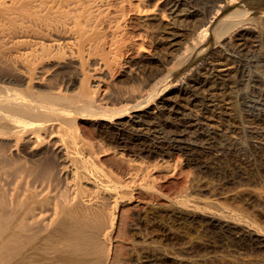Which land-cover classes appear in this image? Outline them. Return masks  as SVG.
I'll use <instances>...</instances> for the list:
<instances>
[{"label": "rangeland", "instance_id": "rangeland-1", "mask_svg": "<svg viewBox=\"0 0 264 264\" xmlns=\"http://www.w3.org/2000/svg\"><path fill=\"white\" fill-rule=\"evenodd\" d=\"M59 1L41 13L52 20L68 11L74 37L50 36L60 47L33 80L14 74L23 65L11 62L38 45L36 27L9 22L23 32L0 43L8 56L0 67L9 63L0 69V95L33 105H12L17 118L0 126V197L52 201L43 235L68 214H56L61 197L74 205V224L94 211L77 223L80 231L72 225L70 239L62 236L69 246L47 240L49 253L43 242L38 252L54 261L63 244L76 252L68 264H80L82 248L88 264H264V85L254 82L264 81V0H81L75 9ZM233 19L241 24L232 33H214L217 22ZM235 70L240 115L230 108ZM218 76L224 90L213 84ZM249 107L255 115H245ZM82 229L91 242L77 238ZM16 254L8 262L36 260Z\"/></svg>", "mask_w": 264, "mask_h": 264}, {"label": "bare ground", "instance_id": "bare-ground-1", "mask_svg": "<svg viewBox=\"0 0 264 264\" xmlns=\"http://www.w3.org/2000/svg\"><path fill=\"white\" fill-rule=\"evenodd\" d=\"M61 2H62V0H61ZM81 2H82L81 0H75V1L70 0V2H69V0H67V3H66V0H65L63 3H66L68 5V7H71L73 9H75V8L80 6ZM57 3L60 4V1L59 0H0V43H1V41L3 39L8 38V36L11 34V32H13V33L23 32V31H18L17 30L18 26L17 27L12 26V29H9L6 26V24H8L9 22L10 23H14L16 21H20L21 23L25 22V23H29L30 25H33L34 27H36L34 29H37V31L35 32V34H36L35 37L38 38V45H36V47L33 48V49H31V47H29V46H26L25 47V52H24L25 55L23 57H15V59L12 60L11 63H14V61L17 62V63L20 62L19 65L22 63L23 68H24V63L26 64L25 69H23V68H22V70H21V68H20V70L15 69V71H14L15 73L14 74H19V75L23 76L24 78H29V80H33L34 79V74L36 73L37 70H39V69L42 70V71L43 70H47L48 66L45 65V62H48L51 59L50 57L52 56V53L50 52V50L55 48V47L56 48L60 47V44L56 41V39L55 38H50V36L52 34H55V33L58 35V32H60V33L63 34V36L67 35L69 37H74V35L72 34L73 32L67 26V24L71 23V20L74 21L75 18L70 16V15H68V13H69L68 11H63L65 17L63 15L62 16L64 17V21L66 20L65 22L64 21H62V22L60 21V19H62V16L59 17L60 19L58 17H55V18H53L51 20L49 18H46L44 16V13H41V12H45V13L50 12L52 9H54V7L56 5H58ZM63 3L61 5H65ZM240 11H242V13L245 14V15H248L250 13L249 9L247 8V9H237L234 12H232V14L235 15L236 13H238ZM232 14L230 13V15H232ZM248 18H250V17H248ZM222 19H221V21H222ZM221 21L217 22V24L215 25L216 26L215 27L216 31H214V33L215 32L218 33L216 35H219V36L220 35L222 36V35H224V33H227V32H229V33L231 32L232 33V30H234V28H236L237 25H239L238 23H240L239 20H238V22H236V19H233L232 22L230 21V22H228L226 24H224V22H221ZM225 21H226V19H225ZM228 21H229V19H228ZM243 23H247V22L245 21ZM212 25H213V23L211 22V20L210 21L208 20L205 24L203 22L201 27L199 26L200 27L199 28L200 29L199 36L201 38H206ZM19 28H21V25L19 26ZM10 30H12V31H10ZM24 35L25 34H23V36H21V37H24ZM26 36H29V34L26 35ZM45 41H50V43L49 42L46 43ZM242 43H244V42H242ZM1 47L2 46L0 44V57L2 58V57L7 56V53L5 52L6 50L5 51H4V49L1 50ZM237 49H239V48H237ZM242 51H243V53H242ZM245 51L247 53H249L247 50H245ZM246 52H244L243 48L242 49L240 48L237 53H239L241 56H244V58L242 60H248L247 55H245ZM255 57L257 58V56H255ZM234 58H237V57H234ZM240 58H242V57H240ZM257 59H259V57ZM2 60H8V58L7 59H3L2 58ZM242 60L240 59V63H241ZM253 60H254V58H253ZM0 62H1V60H0ZM60 62H63V61H60ZM259 62L261 63V61H259ZM260 63H259V65H260ZM4 64H6V63L4 62ZM4 64L1 65L0 69L2 68V66ZM16 64L14 63V65L18 68V66H17L18 64L17 65ZM246 64L249 65L250 64V60H249V63H246ZM252 64H254V63H252ZM7 65H4V66H7ZM254 65H256V64H254ZM254 65H252V67H254ZM259 65L257 64V66H259ZM4 66H3V68L1 70L4 69ZM14 67H12V68H14ZM243 68L246 71V68L245 67H243ZM6 69L8 70L9 68H5V70ZM252 69H254V68H252ZM248 70L250 72V68ZM10 71H12V70L10 69L9 72ZM237 71L238 70H235V72L233 73V76H234L235 79L232 81V83H230V84L228 83V85L231 88L230 97L232 98V101L230 103V108L235 113V115H240V113H239V104H240V102H239V100H237V98H238V91H237L238 90V88H237L238 83H237V80H236L237 79V76H236L237 75ZM255 71H256V68H255ZM252 72L253 71H251V73ZM4 73H6V72H4ZM255 73L258 74L259 73L258 70ZM255 73L253 75H255ZM14 74H13V76H11L12 78L14 77ZM248 74L250 75V73H248ZM2 76H3V74H2ZM8 76L6 78H8ZM219 76L214 79V81H213L214 83L213 84H214V86L220 87V89L224 90L225 86L227 85V83L224 81V79H219L220 78ZM255 76L257 77V80L253 78L254 82H255V85H256V87L258 86L259 88H261V85H264V81L262 79H260L257 75H255ZM11 77H10V80L12 79ZM250 77L248 76V78H250ZM15 80H16V78H15ZM202 81H204V83L206 82V80H204V78H203ZM247 82H250V81H247ZM251 82H253V80H251ZM240 83H242V82L239 81V84ZM258 83L260 85H258ZM247 84H249V83H247ZM248 86H250V85H248ZM262 88H263V86H262ZM262 90H264V89H262ZM252 91H254V89ZM254 92H257V90L254 91ZM248 93H250V92H248ZM261 94H262V92H261ZM121 98H123V97L121 96ZM259 99H260V97H259ZM253 100H255V99H253ZM257 100H258V98H257ZM261 100L264 102L263 99H261ZM258 101H260V100H258ZM84 102H85V104H89V99L85 98ZM1 104L3 105L4 108L2 106L0 107V109L3 108L2 109L3 112L0 114V126H1V128H3V127L7 128L8 127L7 125L8 124L10 125L11 122L14 119L17 118L16 116H18V115H16V112H15V111H17L16 108H15V111H13L11 109V106L12 105H17V104L23 105V106H24V104H26V106H27V104H29V103H26L25 101H21V100H17V99H12V98H10L8 96L0 95V105ZM217 104H219V103H217ZM31 105L29 104V107H31ZM136 105H138V104H136ZM251 105L254 106L253 104H251ZM34 106H36V105H34ZM133 107H136V106H133ZM218 108H219L218 110L220 112V115L225 113V111H224L225 108H224V106L221 103L219 104ZM245 110H246L245 115H255V112H253L254 109L252 110L249 107L248 110L247 109H245ZM250 110H252V111H250ZM81 112L82 111H78V112L76 111V113H81ZM233 112H231V113L234 114ZM82 113L84 114L85 112H82ZM91 113L93 115H96V112H94V113L90 112L88 114H91ZM98 113H100V112H98ZM120 113H121V111L118 112V113H115V114L113 113V114L114 115H122ZM122 113H123V111H122ZM101 114H102V116L103 115H110V114H107V113L105 114V112L104 113L102 112ZM101 114H98V115H101ZM2 179L5 180V181L6 180L8 181V177L7 176H3ZM28 195L29 196L26 199L18 198V197H12L10 201H8V199H6V198L0 197V264H10L9 262H12V264L18 263V262L13 263V261H15V258L13 257L12 254H16L17 253L16 251L19 250V249H20L21 252H22L23 249L24 250H23L22 253H19L20 251H18V253L21 254V256L19 254H18L19 256L16 254L15 255L16 258L20 257L19 260L21 262L22 261L21 257H23L24 261L26 260L27 262H30L33 257L31 258V260H28L29 257H26L28 253H29L28 256L31 257V256H33L32 254L30 255V253H32V251H34V252L37 251L38 252L40 249L41 250L43 249V246H44V249H45L46 245H48V243L45 244V241H47V240H49L51 242L52 241L53 242L54 241L55 242L56 241H60V243H61L62 240H64V239H62V236L66 237V238H68L70 236L69 232L71 231L72 225L74 224L72 222L73 218L74 219H78L77 217H74V215H75L74 213L76 212L75 209H74V205L69 203V201L67 199V196L65 198L61 197V198H59L57 200L56 205H55L56 206V214L64 213L63 210H65V212L67 210L66 213H68V214L66 216L64 215V217L61 218V220L59 219V224H57V227L54 228L52 231H50L49 233H47L45 235L40 234L43 230L49 229L50 226L53 224V222L48 220V218L46 216H44V214H43V212L53 202L50 201V200H48V201L46 200V202H44V201H41V202L39 201L38 202L36 200L35 196H33L32 194H28ZM51 196L53 197V199H56L55 195H51ZM52 197H50V199H52ZM68 203H69V205H68ZM86 204H88V203H86ZM71 206H72V209H71ZM85 206H87V205H85ZM85 206H82V207L84 208ZM88 207H89V205L86 208L88 209ZM81 209H79V210H81ZM87 209H85V210H87ZM91 209H93V207H91ZM70 210L71 211L73 210V213H72L73 215L71 214ZM61 211H63V212H61ZM90 211H92V213L94 212L93 210H90ZM77 212L79 214L78 216H80V217L82 216V218H83L84 213L85 212L88 213L89 211H84L83 210V212H84V213L82 212L83 214L80 213L79 211H77ZM92 213L90 212V214H92ZM80 214H82V215H80ZM90 214L88 213V215H90ZM88 215H87V217H88ZM72 216H73V218H72ZM85 216H86V213H85ZM91 216H89V217H91ZM87 217L84 218L85 221H86ZM84 219H82L83 222H85ZM75 221H77L75 224H77V223H81L82 224L83 223V222H80V219L79 220H75ZM75 224L73 225V229L75 228V226H78V224L77 225H75ZM81 224H80V228L82 227ZM84 224L86 225L87 222H85ZM78 227L75 228V229H78ZM85 227H83V229ZM80 228L78 229L79 231H80ZM83 229H82L81 233H83ZM86 229H87V227H86ZM79 231H78V233H79ZM84 231H87V230H84ZM67 232L69 233L68 234L69 236L67 235ZM14 233L18 234V235H15V237L16 236H18V237H16V238H14V236L12 237V234L14 235ZM73 233L76 234L75 231ZM84 233L82 235L79 233L80 236H79V234H76V236L78 235L77 238H79L81 240V237H82L83 238L82 240L87 241V243L91 242V239H90V241H88L89 240L88 236L86 237V235H88L89 233L86 232V235ZM74 234H72V236ZM10 235H11V237H10ZM83 236L86 237L88 240H85ZM8 238H10V240H11V243H10V250L11 251H9V247L8 248L5 247V243L8 240ZM60 238L62 240H59ZM70 238H68V239H70ZM72 239H73V237H72ZM75 239L76 238H74V240L73 241L71 240V241L72 242L77 241V239L76 240ZM80 240H79L78 243L79 244L81 243V245H83L84 241L82 243V242H80ZM42 242L44 243V245H43ZM64 242H66V241L64 240L63 243ZM67 242H69V241H67ZM41 243L43 245L42 248H40V246H41L40 244ZM54 243H51L50 245H52V244L54 245ZM87 243L86 244L84 243V246L87 245ZM67 244L68 243H66L64 246L66 247ZM58 245H57V247H58ZM69 245H67V246H69ZM73 245H74L73 247L75 248L76 245L75 244H73ZM55 246H56V244H55ZM59 246H60V248H62V252L60 253V251H59L60 248H56V250L58 249L57 251L59 252V256L54 261L48 260L49 259L48 258V254H47V256L45 255V252L49 253L47 250L51 249L49 247V245L47 246V248H49V249L46 248L47 249V250L45 249L46 251L43 249L45 252L42 253L43 250L38 252V253L36 252V254H38V255H34V256L37 257V256L40 255V257L39 258L38 257L37 258L34 257L33 259L34 260L36 259L35 261L38 264H68L69 263L68 260H70L73 257L75 258L76 252L74 254L75 256L73 255V257H72V254L74 253V251H69V250H67V248H63L64 247L63 244L62 245L60 244ZM61 246H63V247H61ZM90 246L87 245V247H90ZM73 247H72V249H74ZM79 247H80V245H79ZM21 248H22V250H21ZM80 248H82V247H80ZM26 249H28V250H26ZM77 249L80 250L78 247H77ZM82 249H81V251H82ZM66 250L69 251V253ZM75 251H77V250H75ZM81 251H80V254H77V257L78 256L79 257L78 258L76 257V259H78L80 264H88L87 262L89 260H91V257L88 259V257L83 256L84 251L83 252H81ZM10 252H12V253H10ZM71 252H73V253L71 254ZM85 253L89 254V249H88V252L86 251ZM90 253H92V251ZM70 255H71V257H70ZM84 255H86V254H84ZM90 256H91V254H90ZM8 257L13 258L14 260L11 261L12 259L9 258L10 261L8 262ZM38 259H40V260H38ZM19 260H17V261H19ZM35 261L34 262L31 261V262H33L35 264L36 263ZM39 261H40V263H39ZM21 263L25 264L26 262H21ZM89 263H90V261H89ZM26 264H30V263H26Z\"/></svg>", "mask_w": 264, "mask_h": 264}]
</instances>
